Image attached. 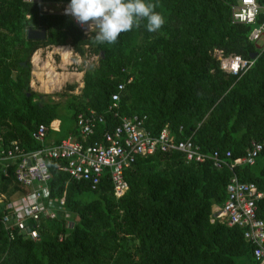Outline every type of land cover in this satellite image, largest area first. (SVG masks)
<instances>
[{
    "label": "trees",
    "instance_id": "trees-1",
    "mask_svg": "<svg viewBox=\"0 0 264 264\" xmlns=\"http://www.w3.org/2000/svg\"><path fill=\"white\" fill-rule=\"evenodd\" d=\"M64 1L70 0H0V146L16 140L25 151L39 147L31 130L58 119L60 103L73 119L71 126L59 121L60 136H78L75 114L92 108L103 115L93 137L119 116L137 113L146 114L145 125L153 132L164 123L181 126L179 138L191 135L203 151L229 149L231 158L263 138L264 50L233 74L219 68L212 49L243 57L256 51L248 34L264 18V0H255L260 10L251 23L231 21L235 0H146L165 18L160 30L147 31L144 21L115 44L99 45L57 12L56 4ZM28 27L44 29V37L27 38ZM59 44H69L80 56H97L86 67L77 66L83 70L82 86L78 93L67 92L75 84L66 83L57 93L66 95L62 101L29 85L32 52ZM117 83L123 87L113 116L106 108ZM47 131L53 130L48 126ZM45 162L49 195L64 193L72 225L58 215L41 220L38 238L9 240L0 221V264H237L240 257L253 264L242 229L215 218L211 209L223 203L225 184L234 173L262 191L256 215L264 219V149L252 165L231 169L209 160L185 161L179 151L137 156L123 172L127 188L119 196L113 195L107 174L92 189L61 170L60 159ZM12 171L11 166L8 175L0 173L3 199L29 189ZM87 191L94 196L84 199ZM2 213L0 204V218Z\"/></svg>",
    "mask_w": 264,
    "mask_h": 264
},
{
    "label": "built area",
    "instance_id": "built-area-1",
    "mask_svg": "<svg viewBox=\"0 0 264 264\" xmlns=\"http://www.w3.org/2000/svg\"><path fill=\"white\" fill-rule=\"evenodd\" d=\"M69 3L70 1L58 2L57 12L67 15L65 8ZM259 10L255 0H235L231 5V21L251 23ZM68 16L81 34L84 37L88 36L87 25H80L71 15ZM248 39L254 44L256 55L264 50V18L250 30ZM51 46L61 48L65 45ZM57 49L54 51L61 55ZM66 51L68 64L87 55L90 57L89 62H95L97 59L95 54H87V52L83 56L78 55L72 51L70 45ZM212 55L218 60L219 68L233 74L246 69L256 57H243L240 54L224 55L219 48H213ZM233 62H236L234 67ZM228 63L231 64L230 67L223 66ZM129 80L130 77L127 81ZM122 87L123 83H117V90L110 94L111 102L106 110L113 116H117L118 90ZM55 120L57 121L54 119L48 123L52 129H57ZM101 121H103L102 114L87 108L86 111H78L74 117L79 137L69 133L58 141L45 144L44 137L48 126L39 123L30 133L31 137L41 144L39 147L25 151L16 140L0 146V173L4 176L8 175V170L12 166L14 179L29 186L27 191L14 198L3 199L0 196L3 209L0 221L9 240L16 237L38 238L41 220L53 219L58 215H61L67 225H72L69 220L70 213L64 208V193L58 198L49 195V172L45 162L47 158L60 159L61 170L73 179L87 181L92 189L95 188L100 177L107 174L113 195L119 196L127 188L123 172L131 166L137 156L149 155L155 151L167 153L179 151L185 161L198 163L209 160L214 167L220 168L226 165L231 169L238 164L252 165L256 156L264 149L263 133L262 139L252 140L244 154L236 157H230L229 149L223 152L217 149L203 151L193 142L191 135L178 137L182 130L181 126L174 129L170 124L164 123L157 132H153L145 125L146 114L137 113L119 116L117 123L111 128L93 137L95 126ZM225 194L222 204L212 205L213 216L227 225L240 227L244 239L251 245L253 264H264V219L256 215V201L261 197L262 191L255 182L239 180L232 173L225 184Z\"/></svg>",
    "mask_w": 264,
    "mask_h": 264
},
{
    "label": "clouds",
    "instance_id": "clouds-1",
    "mask_svg": "<svg viewBox=\"0 0 264 264\" xmlns=\"http://www.w3.org/2000/svg\"><path fill=\"white\" fill-rule=\"evenodd\" d=\"M156 6L146 0H70L65 14L87 25L86 35L93 43L115 44L122 33L139 28L144 21L147 31L160 30L165 18L155 11Z\"/></svg>",
    "mask_w": 264,
    "mask_h": 264
},
{
    "label": "rangeland",
    "instance_id": "rangeland-1",
    "mask_svg": "<svg viewBox=\"0 0 264 264\" xmlns=\"http://www.w3.org/2000/svg\"><path fill=\"white\" fill-rule=\"evenodd\" d=\"M66 49L68 48L67 44H64ZM56 46H43V47H38L36 50H34L30 56V79H29V85L31 86V88L33 90H35L36 92L39 93H45L50 95L53 99L55 100H64V98L66 97V95L62 94V95H58V92H62L64 85L66 83H74L75 86L73 88L72 91H67V92H73V93H78L80 87L82 86V81H81V76H82V72L83 70H78L77 66L79 67H86L88 62L90 61V57L89 55L85 56L83 59H79L78 61H74L72 60V58L70 60H72V62L70 64H68L66 61H62L61 59V55L56 53ZM53 50V51H52ZM60 53V48L57 49ZM36 54V55H35ZM35 56V61L33 60L32 56ZM38 56V57H37ZM48 61L50 62V64L52 65L53 69L55 70V72H59L60 73H68L69 77L67 80H64V82H62L60 85H58L57 87H55L52 90H47L46 88L44 89V87L41 85L42 84V78H44V76H46V70L44 68V72L45 74H41L42 77L40 79V76L35 74L33 71V62L37 65V67H39V71L42 72V68H43V62ZM37 62V63H36ZM81 73L79 77L75 76L74 74L76 73ZM70 73H74V74H70ZM69 110L65 107L64 103H60L57 107V115H58V121H61L62 126H71L73 123V119L70 117L69 115ZM94 196V193L87 191L83 194V198L84 199H90ZM72 219H74L72 217ZM76 219V218H75ZM74 219V220H75ZM236 263L237 264H245L244 263V259L243 258H237L236 259Z\"/></svg>",
    "mask_w": 264,
    "mask_h": 264
},
{
    "label": "bare ground",
    "instance_id": "bare-ground-1",
    "mask_svg": "<svg viewBox=\"0 0 264 264\" xmlns=\"http://www.w3.org/2000/svg\"><path fill=\"white\" fill-rule=\"evenodd\" d=\"M60 51H61V56H62L61 59H63V61H66L67 60L66 48H64V46H63L60 48ZM34 61H35V58H34ZM33 64H34L33 65V72L35 74L39 75L40 79H41L42 75L38 72L37 65L34 62H33ZM43 65H44L45 70H46V76H44V78L41 79L42 80V86L44 87V89L46 88L47 90H52L55 87H57L58 85H60L62 82H64V80L68 79V77H69L68 73H60L59 74V72H55V70L53 69L52 65L49 62H46ZM230 66H228V67H230ZM232 66L233 67L236 66V62H233ZM78 75L80 76V74H78Z\"/></svg>",
    "mask_w": 264,
    "mask_h": 264
},
{
    "label": "crops",
    "instance_id": "crops-1",
    "mask_svg": "<svg viewBox=\"0 0 264 264\" xmlns=\"http://www.w3.org/2000/svg\"><path fill=\"white\" fill-rule=\"evenodd\" d=\"M64 48H66L65 46H64ZM36 50V49H35ZM35 58V56L33 55L32 56V58ZM34 58H33V60H34ZM62 61H63V59H62ZM46 62H48V61H45V62H43V64L44 63H46ZM50 63V62H49ZM224 66V65H223ZM224 67H228L227 65L226 66H224ZM44 65H43V68H42V72L41 71H39V67H38V72L39 73H41V74H45V72L43 71L44 70ZM32 73H33V71H32ZM70 74H74V73H70ZM77 74H81V73H76V74H74L75 76H77V77H79ZM42 85V84H41ZM55 124L57 125V129H52V128H50L51 130H53V131H46V133H45V137H44V143L45 144H51V143H53V142H55L56 141V138L57 137H59L61 134L58 132V134H57V132L56 131H58V129H59V121H58V119H57V121L55 120ZM74 125H75V123H74ZM76 127V126H75ZM67 134H69V133H67ZM67 134H64V135H62V136H60V138H62V137H64L65 135H67Z\"/></svg>",
    "mask_w": 264,
    "mask_h": 264
},
{
    "label": "water",
    "instance_id": "water-1",
    "mask_svg": "<svg viewBox=\"0 0 264 264\" xmlns=\"http://www.w3.org/2000/svg\"><path fill=\"white\" fill-rule=\"evenodd\" d=\"M44 35H45L44 29H36L31 27H28L26 29L27 38H43ZM255 56H256V51L249 53V57L253 58ZM22 64H25V61H22Z\"/></svg>",
    "mask_w": 264,
    "mask_h": 264
}]
</instances>
